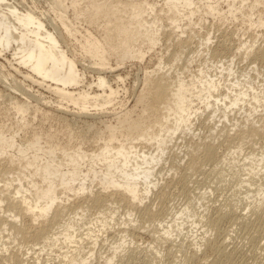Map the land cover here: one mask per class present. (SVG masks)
I'll list each match as a JSON object with an SVG mask.
<instances>
[{"label":"rangeland","instance_id":"1","mask_svg":"<svg viewBox=\"0 0 264 264\" xmlns=\"http://www.w3.org/2000/svg\"><path fill=\"white\" fill-rule=\"evenodd\" d=\"M90 1L8 0L9 5L18 8L21 16L30 12L46 24V29L60 42L57 51L72 62L75 74L80 72V86L74 84L70 88V92H74V96L70 97L52 90L55 86L50 87L51 82L33 75L29 67L18 65L23 56L18 52L14 41L10 50L0 56V166L14 171V175L9 176L6 182L0 181V187L4 189L5 185L9 186L10 195H14V188L19 180L33 192L34 184H45L43 173L22 160L18 153L20 146L26 149L28 160L39 154V158L44 160L43 163L53 159L56 164H51L65 173L77 170L84 172H80L82 175L78 174L79 178L87 175V171L97 167V163L92 160L99 153V147L105 140L108 141V127H117L118 140L123 139L119 134L122 126L117 118L122 116L120 114L124 111H132V121L144 115L142 124L151 126L150 132L154 134L161 132L160 125H156V110L148 111L152 105L146 96L147 78L155 77L158 73H168L170 81L174 78V81L178 82L177 74L180 72L176 71L183 70L185 75L181 77L185 82L198 84L196 87L203 92L196 78L201 82L209 79L208 74L218 78V73L222 74L218 70H222L221 64H224L227 73L232 67L234 72L232 78L227 75L220 76L223 86L228 85V78L231 79L228 82L235 83L238 80L241 82V90L237 88V91L244 93L252 86L256 92L261 93L262 100L256 103V107L248 104L244 106V103H241L245 112L238 108V111L226 109L228 112L221 109L216 111L214 116L215 113L212 110L206 111V105L201 104L202 101L195 97L192 110L199 112L192 117L190 124H182L180 132L174 135V130H178L174 118H170V122L166 120L164 129L172 128V132L167 134L161 163L159 166L153 164L154 167L158 166L154 178L158 180V186L147 198V203H144L152 216L144 214L143 204L137 214L129 218L127 205L108 206L95 203L89 194L90 189L83 195L81 192L64 193L59 187L61 193L58 197L65 204L64 207L67 205L68 212L74 207H81L86 212L88 222L92 219L94 222L97 214L103 210L111 212L116 209V220L132 225L126 228L128 231L125 230L126 233L123 234L117 233V230L95 234L100 238L99 245L104 249V257L109 258L114 256L110 247L114 243L122 242L118 240L121 235L128 234L126 253L116 254L115 264H264V198L260 196L262 192L258 186L252 187L248 193L247 187L240 184L244 180L264 183V162H260L264 161V0H192L194 8H186V4L178 7L183 12L169 10L165 5L167 0H151L157 8L154 14L153 11L150 12L151 7L148 8L149 5L144 4L146 0H96L116 5L120 10L125 9L122 18L131 22L130 24L133 22L134 27L144 26L149 35L156 36L160 32L154 44H150L147 38H140L132 44L135 52L141 51L144 54L142 62L136 59L122 61L111 46L105 43L104 29L107 22L103 18L95 23L90 21ZM6 3L2 7L9 17V5ZM132 5L139 9L135 10ZM137 14L141 15L138 19ZM144 28L140 30L143 34L146 33ZM89 42H94L103 49V60L94 49L87 47ZM182 52H187L185 60L178 63L174 58ZM69 68L68 64L67 71ZM200 70H204L202 76ZM223 77L227 78L226 81ZM100 79H104L108 84L102 90L99 86ZM111 90H114L113 96L110 94ZM219 91L213 95L226 96L232 93L223 88ZM84 93L99 96L98 100L88 98L90 106L87 105L86 110H82L84 106L80 101ZM232 95L231 97L237 94ZM76 102L78 104H75ZM211 104L215 105V102ZM221 105L219 104V107ZM96 106L98 110H92ZM223 106L221 108H225ZM21 107L25 109L24 113L19 112ZM222 114L230 121L221 123ZM247 119L254 120L257 124H251L252 121L246 123ZM2 137L13 139V142L15 140L14 147L3 143ZM36 140L38 144L30 146L31 143H36ZM130 140L152 156H156V152L160 156L161 150L157 144H148L134 135ZM118 142L116 141L115 145H118ZM208 148L215 150V159L209 158ZM38 149L44 152L38 153ZM50 150L54 151L53 155L48 154ZM83 155H86L88 160L71 163L70 157ZM195 162L198 163L195 165ZM259 164H262L261 171L248 170V167H257ZM91 177L94 176L91 174ZM96 178L98 182L101 174ZM95 183L92 190L100 193L101 190ZM77 185L79 183L74 184L78 188ZM262 191L264 193L263 188ZM6 195L0 191L3 201L13 200V197ZM102 195L107 194L101 193L100 196ZM28 198L31 199L30 196ZM118 201L116 197L113 200L107 199L109 203ZM5 202L3 206H6ZM68 204H71V207ZM176 214H182L186 218L180 221L178 217L181 216ZM165 218L163 225L169 232L168 235L172 236L170 238L164 235L160 226L156 227V222L153 223L155 219ZM183 221L186 224L178 231L176 224ZM25 222L31 224L29 219ZM48 222V228H51L61 222V217L56 214L48 219ZM171 225L172 230L168 228ZM86 234L82 235L84 240L87 239L84 238ZM2 235L3 239L0 240L7 241L6 236ZM195 238L199 240L201 250L195 246ZM24 240L27 241L24 243L27 246L37 242L28 237ZM40 242L38 241V244ZM11 247L13 248L10 254L0 260V264H38L39 259L36 260V255L31 251L29 255L27 250L17 252L15 245ZM58 251L57 249L56 255H59ZM40 259L39 264H43L48 256L42 255ZM52 259H55L56 264H60L55 254ZM94 259L102 262V254H96Z\"/></svg>","mask_w":264,"mask_h":264},{"label":"bare ground","instance_id":"2","mask_svg":"<svg viewBox=\"0 0 264 264\" xmlns=\"http://www.w3.org/2000/svg\"><path fill=\"white\" fill-rule=\"evenodd\" d=\"M6 2H8V0H0V56L10 50L13 41L16 42L18 52L22 53L23 56L21 62H18L19 66L21 65L24 68L29 67L33 72V75L40 76L43 81L51 82L52 86L50 87L55 86L52 90L55 89V91L62 96H74V92H70V88H72L74 84L79 83L78 78H80V76H78V74H80V72L75 74L72 62H70L65 55L57 51L60 47V42L57 41L56 36L51 34L46 29V24H44L33 13L26 12V14H24V12H22L24 15L21 16L20 12H18V8H14L9 5L10 2ZM152 2L153 1L151 0H146L144 4L149 5L148 8L151 7L150 12L153 11L152 14H154V12H157V8L156 4ZM226 2H228V0H226ZM5 3L9 5V17L2 7ZM185 4L186 8H194L192 0H167L165 2L166 7L174 12H183V10L178 7ZM190 4H192V6H190ZM214 6H216V4H214ZM132 8L135 10L139 9L135 5H132ZM88 10L90 21L92 23L97 22L100 18H103L107 22L104 29L105 43L111 46L113 52L122 61L136 59L142 62L144 54L141 51L135 52L132 44L137 42L140 38H147L150 44H154L156 42V36L160 34V32H158L156 36L149 35V31L146 30L144 26H140V24H138L140 27H134L135 24L133 22L130 24L131 22H127L122 18L125 9L120 10L116 5H108L96 0H91ZM210 10H212V6H210ZM216 12H218V10H216ZM140 16V14H137L136 18ZM11 18H14V20H11ZM132 18H134V16H132ZM146 26H148V24H146ZM152 26H156V24H152ZM152 26H150V30H152ZM64 27L66 28V26ZM142 28L146 30L145 34L141 33L140 30H142ZM178 28H180V26H178ZM181 29L182 28H180V30ZM182 36H186V34H182ZM179 41L182 43L181 40ZM208 44H210L209 39ZM87 47L90 50L94 49L95 53L103 60L104 53L101 47H98L94 42H89ZM6 48L7 50H5ZM186 54L187 52L177 54L174 60L178 63L184 62L183 60H185ZM15 57L18 58V56ZM187 61L189 62V60ZM68 64L70 68L67 71ZM233 65L234 64H232V66ZM162 66H164V64H162ZM221 66L222 70H218V72H222V74L218 73L219 80L218 78L210 77V74H208L209 79L202 80V82H204L203 84L201 80L196 78L200 86H202L203 92L206 91L204 92V95L206 96L203 95V92H201L202 90H199V87H196L198 84H195L194 82L191 84L185 82L183 77H181V75L184 74L183 70L176 71L180 72L179 75L177 74V77L179 78L178 82L174 81V78L170 81V74L168 73H158L155 77L147 78L146 83L148 91L146 96L150 99L152 105L148 111L152 112L153 110H156L158 114L156 125H160L162 128L161 132L159 134L150 132L152 127L148 126L146 123L142 124L144 115L138 120L132 121L130 118L132 111H126V113H124V111L123 114H120L122 116L117 118V121L122 126V130L119 134L123 139L118 140L117 127H108V141L105 140V142L99 147V153L95 156L94 160H92V162L95 161L97 163L96 169L87 171V175L85 174L81 178H79L78 175L81 171L78 172L77 170H73L72 172L65 173L61 171V169H56V167L51 164H56V161L53 159L43 163L42 161L44 160L39 158V154L34 155L30 160L26 159L28 158V156H26L27 151L20 146L18 153L22 156V160L26 161L28 166L36 167L38 171L43 173L45 184L40 186L32 182V184H34L32 188L35 189V192H33V190L29 191L25 185L22 184L21 180H19V182H16L18 185L14 188V195H10L9 186L5 185L4 189L0 187V191L7 194V197H13V200L6 199L8 200L6 202L0 197V239H3L1 237L2 234H4V236H6L5 239H7V241L0 240V260L9 255L13 248L11 246L15 245L17 252L27 250L28 254L30 251L34 253L36 255V260L39 259L38 264L40 263V256L42 257V255L48 256V259H46L43 264H56L54 261L55 259H52L54 254L60 264H115L116 254L126 253L125 245L127 244L126 238L128 237V234H124V236L121 235L118 240L122 242L114 243L110 247L112 249L110 252L113 251L114 253L112 258L104 257V249L99 245L100 238L95 234L106 232L108 230H117V233L123 234L126 233L125 230L128 231L126 228H130L132 225H128L124 221L126 218L123 220L124 222L116 220V209L113 211L110 210L111 212L103 210L97 214V218L94 222H92L93 219L88 222L87 220L89 219L86 216V212H84L81 207H74L71 212H68L67 205L64 207L65 204L58 197L59 193H61L58 188L61 187V189L64 190V193L71 191L80 194L81 192L83 195H85L87 190L90 189L91 191L89 194L91 195L93 202L104 203L108 206H112L113 204H124L128 207L127 213L129 218L134 214H137L139 207H143V204L145 202L147 203V198L158 186V180L154 179L155 174L162 161V156L165 153L163 151V146L166 142L167 134L172 132V128L164 129V127H166V120L170 122V118H174L176 124H178V126H176L178 130H174V135L180 132L182 124H184V126L190 124L192 117L196 116L199 112V110H192L194 104L193 99L195 97L198 101H202L201 104L203 103L206 105V108H208L206 111L212 110L214 113L216 111L218 112V110L221 111V109H225L224 111L228 112L229 109L237 110V108L238 110L245 112V107L241 106H246L248 104L256 107V103L261 102V93L256 92L252 86H250V89L244 93L237 91V88H240L241 86V82H238V80H236L237 83L232 81L228 82V80H231L230 78L233 77V67L230 68L227 73V70H224L226 66H224V64H221ZM183 67L185 68V66ZM176 69L178 70V68ZM160 70H162V68H160ZM66 72H68V75H66ZM202 72H204V70H200V76H202ZM224 72L227 74H224ZM224 75L230 77L226 82L229 86H223L222 81L220 82V76ZM84 78H86V76H84ZM100 78H102V76H100ZM248 78H250V76H248ZM78 86H80V84H78ZM99 86L101 87L100 90H102V88H105L108 84H106L104 79H100ZM220 88L221 90L223 88L232 93L230 95L227 94L226 96L213 95L216 92H220ZM244 90H246V88H244ZM233 93L237 94V97L233 96ZM110 94L113 96L115 94L114 90H111ZM110 94H104V96H110ZM231 95L236 97V99L231 97ZM100 96H102V94H100ZM146 96L144 98H146ZM230 97L232 99H230ZM88 98L98 100L99 96H90L89 93H84L83 97L80 98V101L84 106L82 110H86L87 105L90 106ZM227 100L230 102L229 105ZM212 102H215V105H212ZM241 103L244 104L242 105ZM75 104H78V102ZM96 104H98V102H96ZM219 104H222L221 106L224 105L225 108H221V106L219 107ZM108 106H112V104H108ZM108 106H104V108H107ZM60 108H62V106H60ZM92 110H98V106L92 108ZM100 110H102V108H100ZM19 112L24 113L25 109L21 107L19 108ZM193 112L194 114H192ZM145 113L146 112H144V114ZM222 115L223 121L221 120V123L230 121L226 115ZM214 116H216V113ZM237 120L236 122H238ZM251 121L252 120L247 119L246 123H250ZM255 123L256 122L253 120L251 124ZM259 123H261V121ZM133 135L139 138V140L147 141L148 144L152 142L157 144L158 148L161 150L160 156H158V152H156V156H158V158H156V156H152L151 153L145 152L140 147H137L133 140L132 142L130 140ZM1 140L3 143L10 145V147H14L15 140L13 142V139L9 140L3 137ZM116 141H119L118 145H115ZM127 142L129 143L127 144ZM36 144H38V140H36V143H31L30 146H35ZM36 151L38 153L44 152L39 149ZM80 152H82V150H80ZM53 153L54 151L52 150L48 152L49 155H53ZM207 153L210 154L209 158L211 160L215 159L217 156L213 148H208ZM8 154H10V152H8ZM85 159L88 160L86 155L70 157L71 163H76L79 160L83 161ZM260 162L263 163L264 161L260 160ZM197 163L195 162L194 164L196 165ZM66 164H68V162H66ZM153 164H158V166L154 167ZM94 166H96V164H94ZM261 166L262 164H259L257 167L250 166L248 167V170L252 172L261 171ZM90 168H92V166H90ZM262 172L264 173V170H262ZM81 173L84 174V172ZM91 174L94 177H91ZM98 174H101V179L97 182L96 180H98V178H96V176H98ZM11 175H14L13 169L0 166V181L6 182L7 178ZM250 176H252V174H250ZM47 177H49L48 180ZM94 182L97 183L98 189L101 190L100 193L92 190L95 188L93 187ZM78 183L79 185H77V188L74 184L76 185ZM240 184L247 187L248 193L251 192L250 189L252 187L258 186L260 192H262L260 196L264 198V193L262 191V188L264 189L263 182H249L244 180L241 181ZM101 193L107 195L100 196ZM28 196H30L31 199H29ZM115 197L118 198V203L107 202L108 198L113 200ZM4 202L6 203V206H3ZM68 206L71 207V204H68ZM144 209V214L146 216H152V213L147 206H145ZM186 210H188V208H186ZM56 214L61 217V222L48 228L50 225L48 219ZM176 216H181L178 217V220L180 221L186 218V216L183 217L182 214H176ZM26 219H29L31 224H27L25 222ZM151 219L153 220L154 218ZM178 220H176V222ZM165 221L166 218L164 220L155 219L153 223L156 222V227L160 226L164 231V235L170 238L172 236L168 235L169 232L163 225ZM129 222L131 224L133 223L131 220H129ZM194 222H196V220H194ZM184 224H186L184 221L183 223L176 224V229L181 231ZM168 228L172 230V225L168 226ZM82 232H84V234H81ZM86 232L88 233L86 234ZM85 234L86 236H84V238L87 237L86 240L82 238V235ZM180 234H182V232H180ZM100 236H102V234H100ZM25 237L31 239L34 238L37 242L32 246L24 245V243L27 242L24 240ZM38 241L41 242L38 244ZM86 241H88V243H86ZM193 241L195 246L201 250L202 247L199 240L195 238ZM36 247L39 249L36 250ZM57 249L59 250V255H56ZM36 251H39V253ZM98 253L102 254V262L94 259Z\"/></svg>","mask_w":264,"mask_h":264}]
</instances>
